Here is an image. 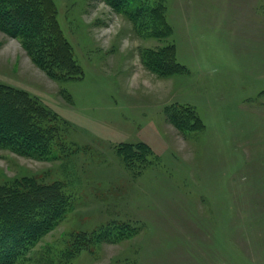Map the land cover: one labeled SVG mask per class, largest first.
Returning a JSON list of instances; mask_svg holds the SVG:
<instances>
[{
  "label": "rangeland",
  "instance_id": "rangeland-1",
  "mask_svg": "<svg viewBox=\"0 0 264 264\" xmlns=\"http://www.w3.org/2000/svg\"><path fill=\"white\" fill-rule=\"evenodd\" d=\"M50 1L79 75L54 78L0 29V83L52 133L44 159L0 147V186L70 203L19 264H264V0H155L166 36L106 0Z\"/></svg>",
  "mask_w": 264,
  "mask_h": 264
},
{
  "label": "trees",
  "instance_id": "trees-1",
  "mask_svg": "<svg viewBox=\"0 0 264 264\" xmlns=\"http://www.w3.org/2000/svg\"><path fill=\"white\" fill-rule=\"evenodd\" d=\"M46 1L49 14L43 12L39 7L41 3L36 0H0V29L23 40L34 62L49 75L72 78L82 70L71 57L69 44L54 18L52 2ZM106 1L114 10L128 14L138 22L139 27L160 25L159 31L165 36L169 34L164 14L155 0H127V3L121 0ZM157 2L162 3V0ZM149 52L144 63L148 65L151 54L157 70L159 51ZM194 118L200 121L197 115ZM171 119L180 130L197 125V122L190 124L180 116ZM48 121L46 109L28 93L0 83V147L20 155L40 156L43 159L49 157L52 133L45 125ZM134 150V145L125 144L119 148V153L128 160ZM31 181L0 186V264H19L27 260L30 252L60 223L70 205L69 197L60 187H41ZM93 237L95 242L101 241L97 236ZM75 242V248L65 253L67 257L81 250L78 237Z\"/></svg>",
  "mask_w": 264,
  "mask_h": 264
}]
</instances>
